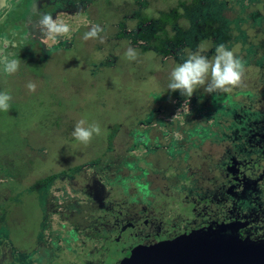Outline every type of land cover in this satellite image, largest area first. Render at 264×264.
Here are the masks:
<instances>
[{
    "label": "rangeland",
    "instance_id": "rangeland-1",
    "mask_svg": "<svg viewBox=\"0 0 264 264\" xmlns=\"http://www.w3.org/2000/svg\"><path fill=\"white\" fill-rule=\"evenodd\" d=\"M174 9L179 19L161 22L169 31L163 43L169 52L158 50L155 38L147 41L140 32L156 30L162 15ZM142 12L151 18L141 21ZM42 14L67 22L70 37H61L58 43L35 39L32 35L41 36L37 23ZM207 17L220 25V32L209 37L196 28ZM93 24L103 31L98 38L84 40ZM259 29L264 30V0L16 4L0 20V38L18 44L6 50L20 61L15 74L0 79V91L12 97L9 110H0V264H88L86 256L98 254L102 244L92 238L91 230L99 219L92 215L103 211L97 200L108 208L127 209L134 203L130 197L135 188L142 184L144 189L145 184L161 191L162 178L167 179L152 170L166 153L145 144L136 127L143 124L144 130L150 125L144 121L152 120L209 118L214 105H205L211 101L216 105L242 88L241 83L210 94L204 90L209 80L186 98L168 90L171 70L195 52L214 59L217 46L223 44L244 62L243 83L248 85L249 75L259 72L248 65L264 57ZM145 45L150 48L144 50ZM129 47L137 54L134 60L126 56ZM29 82L36 85L34 92L26 87ZM186 99L188 106L182 108ZM80 120L85 121L83 127L98 129L87 144L72 136ZM50 175L46 186L37 187ZM120 184L130 187L125 192ZM105 242L111 256L102 251V258H117L115 246ZM31 256L35 258L28 262Z\"/></svg>",
    "mask_w": 264,
    "mask_h": 264
},
{
    "label": "flooded vegetation",
    "instance_id": "flooded-vegetation-1",
    "mask_svg": "<svg viewBox=\"0 0 264 264\" xmlns=\"http://www.w3.org/2000/svg\"><path fill=\"white\" fill-rule=\"evenodd\" d=\"M20 1L6 0L0 20ZM32 36L43 42L41 36ZM246 77L244 73L234 96L218 99L209 118L152 120L144 121L150 124L144 130L143 124L136 127L145 144L166 153L152 170L167 179L162 178L161 191L145 184L144 189L142 184L138 190L134 187V203L127 209L108 208L97 200L103 211L92 215L99 219L91 230L102 249L86 256L88 264H121L139 245L200 229H216L246 242L264 241V72L250 74L248 85L243 83ZM120 186L126 192L128 185ZM105 241L120 253L107 258L108 263L100 255L103 251L111 256ZM33 258L27 257L28 262Z\"/></svg>",
    "mask_w": 264,
    "mask_h": 264
},
{
    "label": "clouds",
    "instance_id": "clouds-1",
    "mask_svg": "<svg viewBox=\"0 0 264 264\" xmlns=\"http://www.w3.org/2000/svg\"><path fill=\"white\" fill-rule=\"evenodd\" d=\"M38 32L41 39H47L52 43H58L61 37H70L71 26L60 19L53 18L50 14H42L37 23ZM103 29L93 24L89 31L83 35L84 40L95 39ZM18 44L7 37L0 38V79L15 74L19 70L20 61L13 53L8 52L7 47H16ZM136 52L131 47L128 48L126 56L129 59H136ZM244 76V62L238 58L231 50L223 44L217 46L214 59L198 52L189 55L182 63L174 67L169 73L168 90L179 91L186 98H190L201 86H205V92L230 91L231 88L241 84ZM210 77V79H209ZM26 87L29 91H35L36 85L29 82ZM12 97L5 91H0V110L8 111ZM187 105L185 100L182 108ZM84 120L77 122L72 136L81 143H89L97 126L91 128L83 127Z\"/></svg>",
    "mask_w": 264,
    "mask_h": 264
},
{
    "label": "water",
    "instance_id": "water-1",
    "mask_svg": "<svg viewBox=\"0 0 264 264\" xmlns=\"http://www.w3.org/2000/svg\"><path fill=\"white\" fill-rule=\"evenodd\" d=\"M5 2L0 0V8ZM121 264H264V241L246 242L216 229H200L139 245Z\"/></svg>",
    "mask_w": 264,
    "mask_h": 264
},
{
    "label": "trees",
    "instance_id": "trees-1",
    "mask_svg": "<svg viewBox=\"0 0 264 264\" xmlns=\"http://www.w3.org/2000/svg\"><path fill=\"white\" fill-rule=\"evenodd\" d=\"M183 5V2L182 3H180V5L179 6H182ZM138 17H140V19H141V21H143V20H145V19H150L151 17L150 16H147V15H145L144 14V12H142V14H140V15H138ZM179 17H180V13L178 12V10L177 9H174L173 10V12L172 13H170V14H168V13H164L163 15H162V18H161V20L162 21H160L159 22V24H158V26H157V29L156 30H149V31H146L145 29H142L141 30V32H140V35H142V37L146 40L147 39V41H148V39H150L151 37H154L155 39H154V43L155 44H157V46H156V48L159 50H165V52H169V51H167V49H165V45L163 44L165 41H167L168 40V30L167 29H165L164 27H163V25H162V23L161 22H164V23H168V24H170V23H173V22H175L176 20H178L179 19ZM145 22V21H144ZM196 28H197V32H201V33H203L204 35H206V36H212L213 34H216L217 32H220V25L218 24V22L214 19V18H212V17H207L206 19H204V20H202V21H198L197 23H196ZM258 32H261V38L260 39H257V40H259L260 41V43H261V49L263 48V50H264V30H258L257 32H256V34L258 33ZM257 36V35H256ZM162 37L164 38V39H162ZM166 38V39H165ZM158 41L160 42V43H162V44H160L159 45V43H158ZM152 42V41H151ZM148 48H150L149 46H147V45H145L144 47H143V49L144 50H148ZM248 66H253V67H257L258 68V70H259V73H263L264 72V57H262L261 59H258L257 60V62H256V64H250V65H248ZM256 81H258V78L256 77ZM237 88H239V87H237ZM234 92H235V90H234ZM204 95L205 94H207V93H203ZM211 94V93H210ZM202 95V94H201ZM214 101H211V103H209V105L207 104V105H205L206 107H210V106H212V105H214V103H213ZM205 103H208L207 101H205ZM196 104L193 106V110H195L196 109ZM214 109H215V107L212 109V111H211V113L213 114V111H214ZM193 110H192V112H193ZM196 114H198L199 112L196 110V112H195ZM195 119V118H194ZM52 175H50V176H47V177H45V179H43V182H42V184H40V185H37V187H39V186H41V185H45L46 184V181H47V179H50V177H51ZM53 176H55V175H53Z\"/></svg>",
    "mask_w": 264,
    "mask_h": 264
}]
</instances>
